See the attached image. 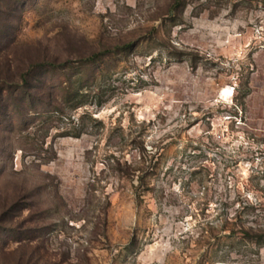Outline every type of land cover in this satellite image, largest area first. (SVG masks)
<instances>
[{"label":"rangeland","instance_id":"374dc122","mask_svg":"<svg viewBox=\"0 0 264 264\" xmlns=\"http://www.w3.org/2000/svg\"><path fill=\"white\" fill-rule=\"evenodd\" d=\"M181 2L0 0V264H264V0Z\"/></svg>","mask_w":264,"mask_h":264},{"label":"trees","instance_id":"16d2710c","mask_svg":"<svg viewBox=\"0 0 264 264\" xmlns=\"http://www.w3.org/2000/svg\"><path fill=\"white\" fill-rule=\"evenodd\" d=\"M181 0H175V4H174V8H177L178 6L181 5ZM97 55L92 56L91 58H89L87 60V64H91L93 63L96 59H97ZM48 66H50L51 68L55 69L57 68L56 64H49ZM65 93L67 94V96L71 99L73 98H77L78 96V89L77 88H73L71 85H69L68 87L64 88ZM59 110H57L58 112ZM80 134L76 133L73 134L72 136L74 137H79ZM110 168V167H109ZM245 236L248 239H256L257 241H262L261 243H264V233L262 234H251L249 232H245Z\"/></svg>","mask_w":264,"mask_h":264},{"label":"bare ground","instance_id":"6f19581e","mask_svg":"<svg viewBox=\"0 0 264 264\" xmlns=\"http://www.w3.org/2000/svg\"><path fill=\"white\" fill-rule=\"evenodd\" d=\"M230 95V94H229Z\"/></svg>","mask_w":264,"mask_h":264}]
</instances>
